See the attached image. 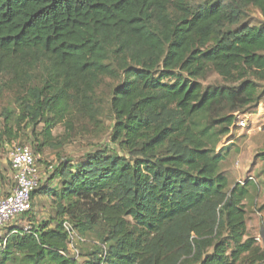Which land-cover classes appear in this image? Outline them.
<instances>
[{"label": "trees", "instance_id": "trees-1", "mask_svg": "<svg viewBox=\"0 0 264 264\" xmlns=\"http://www.w3.org/2000/svg\"><path fill=\"white\" fill-rule=\"evenodd\" d=\"M252 8L256 25L243 20ZM211 71L222 84L204 83ZM105 79L119 82L110 141L124 154L60 158L32 194L54 217L9 228L0 264H81L65 220L81 244L98 238L82 264H264L247 227L253 178L231 186L235 143L222 144L264 99V0H0V104H13L1 143L28 130L40 153L63 143L57 126L71 138L99 122Z\"/></svg>", "mask_w": 264, "mask_h": 264}, {"label": "rangeland", "instance_id": "rangeland-1", "mask_svg": "<svg viewBox=\"0 0 264 264\" xmlns=\"http://www.w3.org/2000/svg\"><path fill=\"white\" fill-rule=\"evenodd\" d=\"M251 25H256L262 20L261 13L252 8L247 17L243 19ZM119 82L117 80L105 79L96 89V101L101 110L99 122L87 121L77 122L80 124V129L72 135L71 138L65 136V128L62 125L57 126L53 134L60 137L62 144L55 148H45L42 152L36 153L32 146V138L30 133L26 130L21 138L13 143L0 142V190L8 192L15 187V175L11 169V151L14 144L30 145L37 157V164L39 168L41 184H46L52 173L54 167L58 164L60 158H72L75 161H80L87 153L94 151L97 148L109 146L114 151H123L118 149L111 141L112 131V114L110 111V96L111 91ZM206 85H218L223 81L219 75L211 71L206 80ZM264 84V82H262ZM13 106L12 98L7 97L0 104V110L5 105ZM237 129L231 141L227 142L224 138L222 144L234 142L233 152L228 160L223 165V170L229 176L231 186L237 182L245 181L248 177L253 178V185L249 186L250 195L247 200V208L249 214V233L258 237L262 227H264V215L261 214L259 206L264 202V162L256 159V155L264 151V99L259 107L247 108L238 114ZM245 121V125L241 124ZM2 127L0 121V128ZM42 125L39 126L41 128ZM64 136L63 138H61ZM237 137V138H235ZM55 186L56 182L50 184ZM55 207L52 199L47 195L38 194L34 198V207L31 214L27 218L19 217L7 226V230L12 226L19 224L21 226H29L28 218L34 219L32 222L42 223L48 221L55 215ZM86 243L81 244V240H75V246L79 250L77 260L79 263H84L88 257V253L93 251L94 243L98 242L95 235H88ZM81 242V243H80ZM262 243V242H260ZM9 264H23L17 260L15 263ZM49 264V263H47Z\"/></svg>", "mask_w": 264, "mask_h": 264}, {"label": "built area", "instance_id": "built-area-1", "mask_svg": "<svg viewBox=\"0 0 264 264\" xmlns=\"http://www.w3.org/2000/svg\"><path fill=\"white\" fill-rule=\"evenodd\" d=\"M245 125V121H241ZM11 169L15 175V187L4 192L0 190V248L8 243L7 226L25 213L32 211V194L41 183L37 157L30 145L15 144L11 151ZM64 228L69 235L71 256H79L75 240L82 239L69 220H65ZM64 254V253H63Z\"/></svg>", "mask_w": 264, "mask_h": 264}, {"label": "crops", "instance_id": "crops-1", "mask_svg": "<svg viewBox=\"0 0 264 264\" xmlns=\"http://www.w3.org/2000/svg\"><path fill=\"white\" fill-rule=\"evenodd\" d=\"M248 200V199H247ZM247 200H246V203H247ZM264 203V202H263ZM262 203V204H263ZM261 204V205H262ZM261 205L259 206V210L258 211H260L261 212V214L262 215H264V209H262V210H260V207H261ZM247 211H248V208H247ZM247 227H248V231H249V214H248V220H247ZM252 235V234H251ZM252 236H255L256 237V239H257V241L260 243V242H262V243H260L262 246H264V227H262V229H261V232H260V236H262V238H263V240L261 241V237H258V236H256V235H252Z\"/></svg>", "mask_w": 264, "mask_h": 264}]
</instances>
